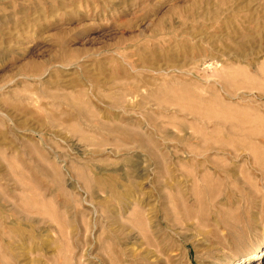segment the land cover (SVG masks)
I'll return each mask as SVG.
<instances>
[{
	"label": "rangeland",
	"instance_id": "rangeland-1",
	"mask_svg": "<svg viewBox=\"0 0 264 264\" xmlns=\"http://www.w3.org/2000/svg\"><path fill=\"white\" fill-rule=\"evenodd\" d=\"M262 251L264 0H0V264Z\"/></svg>",
	"mask_w": 264,
	"mask_h": 264
},
{
	"label": "bare ground",
	"instance_id": "bare-ground-1",
	"mask_svg": "<svg viewBox=\"0 0 264 264\" xmlns=\"http://www.w3.org/2000/svg\"><path fill=\"white\" fill-rule=\"evenodd\" d=\"M239 37H240V36H239ZM241 39H243V38H241ZM262 255H264V252H263V251H262V253H261V256H262ZM261 256H259L258 259L255 261L256 263H252V264H263V262L260 261L261 258H262Z\"/></svg>",
	"mask_w": 264,
	"mask_h": 264
}]
</instances>
